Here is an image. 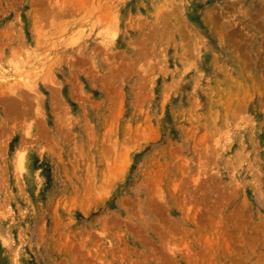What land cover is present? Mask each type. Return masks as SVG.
Instances as JSON below:
<instances>
[{"label": "rangeland", "instance_id": "obj_1", "mask_svg": "<svg viewBox=\"0 0 264 264\" xmlns=\"http://www.w3.org/2000/svg\"><path fill=\"white\" fill-rule=\"evenodd\" d=\"M0 264H264V0H0Z\"/></svg>", "mask_w": 264, "mask_h": 264}, {"label": "bare ground", "instance_id": "obj_2", "mask_svg": "<svg viewBox=\"0 0 264 264\" xmlns=\"http://www.w3.org/2000/svg\"><path fill=\"white\" fill-rule=\"evenodd\" d=\"M209 15H210V14H209ZM154 20H155V19H154ZM156 20H157V19H156ZM235 20H236V19H235ZM154 22H155V21H154ZM163 23H164V22H163ZM176 24H177V23H176ZM157 27H158V26H157ZM160 27H161V26H160ZM178 27H179V26H178ZM174 35H175V34H174ZM217 48H218V47H217ZM202 50H203V49H202ZM222 52H223V51H222ZM203 54H204V53H203ZM209 55H210V54H209ZM217 56H218V55H217ZM218 61H219V60H218ZM227 61H228V60H227ZM219 63H220V62H219ZM229 64H230V63H229ZM225 65H226V64H225ZM233 67H234V66H233ZM225 68H226V67H225ZM219 73H220V72H219ZM220 74H221V73H220ZM225 74H226V73H225ZM229 75H230V74H229ZM229 75H228V76H229ZM226 77H227V75H226ZM224 78H225V77H224ZM230 78H232V77L230 76ZM226 79H227V78H225V80H226ZM237 80H238V79H237ZM222 81H223V79H222ZM241 83H242V82H241ZM239 88H240V87H239ZM218 90H219V89H218ZM228 92H229V90H228ZM14 94H15V93H14ZM20 94H21V93H20ZM212 94H213V93H212ZM8 95H9V94H8ZM5 96H6V99H7L8 96H7V95H5ZM5 96H4V97H5ZM21 96H22V95H21ZM23 96H24V95H23ZM23 96H22V98H24ZM10 97H11V95H10ZM243 98H244V97H243ZM2 99H3V98H2ZM11 99H13V97H11ZM15 99H18V98H15ZM24 99H26V98H24ZM7 100H8V99H7ZM19 100H21V99H19ZM1 101H2V100H1ZM14 101H15V100H14ZM14 101H13V100H12V101L10 100V102H11L12 105H14V103H12V102H14ZM8 102H9V100H8ZM23 102H24V101H23ZM23 102L21 101V103H23ZM17 103H18V102H17ZM9 104H10V103H9ZM17 105H18V104H17ZM9 107H10V105H9ZM10 108H11V107H10ZM13 108H14V107H13ZM15 108H16V107H15ZM11 109H12V108H11ZM12 110H14V109H12Z\"/></svg>", "mask_w": 264, "mask_h": 264}]
</instances>
